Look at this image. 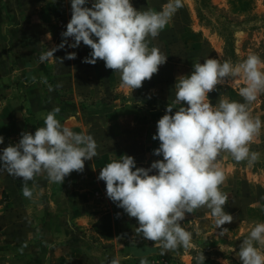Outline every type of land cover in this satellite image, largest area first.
Returning a JSON list of instances; mask_svg holds the SVG:
<instances>
[{
  "label": "rangeland",
  "instance_id": "rangeland-1",
  "mask_svg": "<svg viewBox=\"0 0 264 264\" xmlns=\"http://www.w3.org/2000/svg\"><path fill=\"white\" fill-rule=\"evenodd\" d=\"M93 2L88 0L86 6L91 7ZM210 2L218 12L233 19L230 28L235 55H225L224 39L218 32L225 31V27H218L205 17L200 19L196 0H182L183 7L158 37L148 38L149 48L156 47L168 57L166 63L141 88L131 90L121 86L119 73L107 69L104 61L84 63L92 50L82 42L78 48L66 46L56 51L53 58L39 62L41 54L62 42L61 33L71 19V0H0V45H6L4 52L10 64L9 71L3 69L0 74L4 75L0 82V136L4 138L0 154L5 147L19 143L22 133L34 134L45 126L48 112L58 107L56 118L61 125L77 123L82 133L91 135L97 143L98 155L84 162L83 172L98 175L101 168L123 155L134 157L136 166L144 168L162 160V156L154 155L160 142L152 137L167 106L173 105L171 114L180 107L174 104L177 77L191 75L193 63H203L208 58L236 64L256 54L264 60V0ZM131 3L139 11H160L168 0ZM48 33L51 40L47 39ZM68 42L72 43V38ZM69 52H75L76 59H63ZM3 82L7 84L4 91ZM242 86V80L217 85L208 99L213 106L220 99L245 103L239 95ZM248 111L264 125V93L248 105ZM263 138L264 126L250 151L260 153L258 144ZM218 166L226 177L220 186V191L228 195L224 210L233 216V221L217 228L206 207L186 214L180 223L191 233L189 247L181 246L161 255L160 247L137 234L138 221L124 211L118 212L117 220L94 211L93 228L77 224L75 215L70 216L72 211L67 210L69 215L61 212L59 219L74 218L75 240H70V249L85 251L88 264H112L113 260L140 264L142 258L148 264H242L237 256L240 244L257 223H264V169L256 163H238L228 153L218 158ZM71 174L75 182H80L82 172ZM99 181L97 177L91 184L93 195L104 203L109 199L106 184H97ZM24 183L0 169V264H48L50 247L44 236L49 231L39 220L45 215L41 210L44 202H27L22 192ZM27 185L32 195L44 196L43 183L37 186L28 181ZM52 192L46 197H51ZM46 211L60 212L51 205L46 206ZM105 236H115L117 241L104 243ZM256 246L264 253V248Z\"/></svg>",
  "mask_w": 264,
  "mask_h": 264
},
{
  "label": "clouds",
  "instance_id": "clouds-1",
  "mask_svg": "<svg viewBox=\"0 0 264 264\" xmlns=\"http://www.w3.org/2000/svg\"><path fill=\"white\" fill-rule=\"evenodd\" d=\"M87 3L71 0V19L61 33L62 42L41 54L39 62L53 58L66 46L78 48L82 42L92 50L84 63L94 65L102 60L107 69L119 73L122 87L141 88L168 58L158 48H149L148 38L158 37L183 7L182 0H168L160 11H139L131 0H94L91 7ZM47 39L51 40V33ZM76 55L69 52L63 59H76ZM236 80L244 81L239 95L245 103L220 99L213 106L208 94L217 85ZM175 90L174 104L180 107L171 114L174 107L167 106L152 137L160 142L154 155L163 159L144 168L136 166L134 157L123 155L101 168L98 176L106 184L107 197L136 218L137 234L160 247L161 255L190 246L191 233L180 222L194 210L209 209L217 228L233 221L224 210L228 195L220 186L226 177L218 158L228 153L236 162L249 165L259 159L250 145L264 125L251 116L248 105L264 93V60L250 54L236 64L216 58L195 62L191 75L177 77ZM59 112L58 107L49 111L45 126L34 134L22 133L19 143L0 154V169L25 182L22 192L26 198L32 197L27 182L37 175L46 173L50 183L63 184L66 176L83 172L84 162L98 155L94 138L61 125L56 118ZM153 170L156 174H150ZM256 245L264 248V223H257L240 244L237 256L242 264H264V253ZM140 264H148L147 259L142 258Z\"/></svg>",
  "mask_w": 264,
  "mask_h": 264
},
{
  "label": "crops",
  "instance_id": "crops-1",
  "mask_svg": "<svg viewBox=\"0 0 264 264\" xmlns=\"http://www.w3.org/2000/svg\"><path fill=\"white\" fill-rule=\"evenodd\" d=\"M6 24V23H5ZM2 43V41L0 42ZM3 44V43H2ZM0 74L2 70L5 69L9 71V63L6 60L5 48L6 45H0ZM4 75H0V82L3 81ZM6 77V75H5ZM7 88L6 83H2V89ZM2 91V92H3ZM63 126L69 127L73 132L82 133L81 129L77 126V123L70 122L69 124H62ZM84 128V127H83ZM85 129V128H84ZM86 130V129H85ZM100 173V172H99ZM99 174L82 172L80 182L74 181L72 174L65 177L64 183H50L47 174L41 173L37 175L32 182L40 186L41 183L44 184V196L41 198L40 194L32 195L31 199L24 197V199L29 203H35L36 201L44 202V207H41L42 212H45V215L41 216L42 225L47 228L49 231L45 236L44 240L47 243V246L50 247L48 254V264H88L87 254L85 251L70 249V240H75V227L74 218H71V215H75V220L81 224L89 225V227H95V224L91 223V217L94 214V211H99L101 215H104L105 218L108 216L112 217L114 220H117L118 212L124 211L122 208L118 207L116 203L110 199H106L103 203L102 199L96 198L93 195V188L91 184L97 179ZM93 177L95 178L94 180ZM43 180V182H42ZM96 182L97 184L100 183ZM49 187L47 191L46 187ZM53 191V192H52ZM51 197H46V193L50 194ZM42 193V191H41ZM47 198V199H46ZM48 201V204H46ZM51 205L55 210H60V212H54L47 214L46 206ZM67 210L72 211L70 216L62 218V221L59 219V214L69 215ZM92 211V212H91ZM62 214V216H63ZM111 214V215H110ZM64 217V216H63ZM70 217V218H69ZM69 218V219H68ZM29 220V219H28ZM28 222V221H26ZM25 222V224H26ZM114 226V223H112ZM78 226V225H77ZM52 229V230H50ZM104 243L116 242L117 238L105 236L102 238ZM67 245V247H65ZM59 246V247H58Z\"/></svg>",
  "mask_w": 264,
  "mask_h": 264
},
{
  "label": "trees",
  "instance_id": "trees-1",
  "mask_svg": "<svg viewBox=\"0 0 264 264\" xmlns=\"http://www.w3.org/2000/svg\"><path fill=\"white\" fill-rule=\"evenodd\" d=\"M197 4V14L199 18H207L208 20L216 22L218 27H225V31L218 30L219 34L223 36L224 39V52L227 56H234V46L232 38V29L230 25L234 23L232 18L226 17V15L221 14L216 10V6L213 5L210 0H196ZM259 159L256 163L257 166H260L264 169V138L258 144ZM253 152V150H251Z\"/></svg>",
  "mask_w": 264,
  "mask_h": 264
}]
</instances>
